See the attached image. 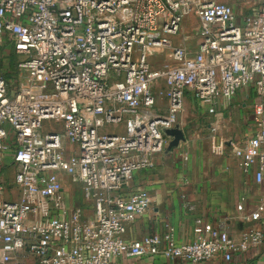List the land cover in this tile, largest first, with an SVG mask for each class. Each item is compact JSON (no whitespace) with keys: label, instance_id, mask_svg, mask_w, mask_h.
Listing matches in <instances>:
<instances>
[{"label":"built area","instance_id":"built-area-1","mask_svg":"<svg viewBox=\"0 0 264 264\" xmlns=\"http://www.w3.org/2000/svg\"><path fill=\"white\" fill-rule=\"evenodd\" d=\"M246 1L240 16L219 0H0V49L21 57L16 79L0 70V177L10 152L16 168L12 184L0 182V264L230 262L261 244L259 231L237 243L200 220L193 243L177 244L170 227L126 239L151 206L130 183L155 167L166 131L180 128L187 93L214 114L237 91L256 90L255 134L232 151L264 183V0ZM187 18L195 36L178 38ZM160 51L170 66L157 70ZM159 81L166 111L153 90ZM46 121L57 128L45 130ZM63 177L81 187L84 205L67 206ZM263 217L264 196L247 220Z\"/></svg>","mask_w":264,"mask_h":264},{"label":"crops","instance_id":"crops-1","mask_svg":"<svg viewBox=\"0 0 264 264\" xmlns=\"http://www.w3.org/2000/svg\"><path fill=\"white\" fill-rule=\"evenodd\" d=\"M259 100L253 87L241 89L230 102L220 101L215 113L209 114L207 107L187 93L178 121L185 140L170 149L171 139L167 138L166 147L155 156V167L136 174L130 183L131 191L148 192L151 206L128 225V241L164 236L170 227L177 244L193 243L200 220L225 230L237 243L250 230L261 232L263 240L247 252L235 254L230 262L216 257L199 264H264V217L257 222L247 220L264 196V183L255 182L256 165L250 173L243 172L232 151L233 146L243 145L255 134L253 106ZM189 109L197 115L190 124L185 118ZM111 264L188 263L158 256L115 257Z\"/></svg>","mask_w":264,"mask_h":264},{"label":"rangeland","instance_id":"rangeland-1","mask_svg":"<svg viewBox=\"0 0 264 264\" xmlns=\"http://www.w3.org/2000/svg\"><path fill=\"white\" fill-rule=\"evenodd\" d=\"M228 3L232 6L235 11L241 16L242 13L247 12V1L246 0H219ZM187 35L191 37L195 36L194 25L190 18H187L183 25L181 26L180 33L178 38H183ZM191 43V42H190ZM169 52L167 51H160L158 52L154 58L151 59L152 65L155 69H164L170 66L169 62ZM21 60V57L16 55L13 47L11 45H6L4 48L0 49V70L9 78H15L16 75V67L18 62ZM167 84L165 81H159L155 87L154 92L157 100L158 108L162 111L165 109L167 105ZM161 98V100H159ZM189 113V114H188ZM186 114L187 123L190 124L194 120V116L196 115V111L193 109H189V112ZM45 130H49L50 128H57V125L52 121L44 122ZM167 145V144H166ZM165 145V147H166ZM12 152L8 153V157H6L5 162L3 163L1 169V177L0 182H4L6 184H12L14 180V175L16 168L13 165L12 161ZM64 181V189H65V197L67 201V206L69 208H73L75 205H84L82 200V191L81 187L76 184H72L71 181L67 177H63ZM7 198V194H6ZM85 216L86 218L93 219V211L90 208L85 209Z\"/></svg>","mask_w":264,"mask_h":264},{"label":"water","instance_id":"water-1","mask_svg":"<svg viewBox=\"0 0 264 264\" xmlns=\"http://www.w3.org/2000/svg\"><path fill=\"white\" fill-rule=\"evenodd\" d=\"M166 136L171 139L170 141V149L173 147L177 146L181 141L185 140V133L182 129L180 128H175L166 131Z\"/></svg>","mask_w":264,"mask_h":264}]
</instances>
